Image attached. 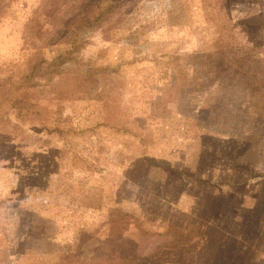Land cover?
<instances>
[{
	"label": "rangeland",
	"instance_id": "374dc122",
	"mask_svg": "<svg viewBox=\"0 0 264 264\" xmlns=\"http://www.w3.org/2000/svg\"><path fill=\"white\" fill-rule=\"evenodd\" d=\"M74 1L0 16V264H264V0Z\"/></svg>",
	"mask_w": 264,
	"mask_h": 264
},
{
	"label": "trees",
	"instance_id": "16d2710c",
	"mask_svg": "<svg viewBox=\"0 0 264 264\" xmlns=\"http://www.w3.org/2000/svg\"><path fill=\"white\" fill-rule=\"evenodd\" d=\"M9 1L10 0H0V16L3 12V8L8 6ZM74 2H77V4H79L78 1H74ZM71 3H73V2H71ZM115 6H116L115 4L108 5L104 9L99 10L94 16H86L88 14H83L81 16L78 14L77 11L73 12L71 14V16L66 17V19H64L62 16H58V15L52 16L51 19H53L52 20L53 22H52L51 26L53 27L54 30L58 29L57 31H59V32H65L70 27H71L70 29H75L77 27L76 25H78L79 23L85 24V26H87V27H89V26L90 27H92V26L98 27L105 20L108 21L106 19V17L108 15V13H110L113 10V8H115ZM60 13H58V14H60ZM43 15H45V14H43ZM39 16H41V15L37 11H34L33 17L28 20V22L25 24V27L28 29H32L33 27H36L35 26L36 25L35 19L37 20V17H39ZM30 24L34 25V26H31ZM78 48H79V46H74L72 49L76 50ZM70 52L71 51H66L64 53V55H69ZM53 60L54 61H59V60L62 61L63 59H62V56H56ZM62 63H64V61ZM38 69H39L38 66H36V67L31 66L28 76L32 77L34 75V73H36L38 71ZM46 87L48 88V91H52L53 89L55 90L53 82H49ZM48 127H51V129H48ZM57 127H58V125L56 123H54V124H52V123L48 124L47 123V124L42 126V128L45 131H47V134H51V131H53V132L57 131L58 130ZM250 156L253 157L252 155H250ZM247 158H249V157L246 156V159ZM101 160L103 161V163H106V164H110V163L114 164L115 163V161L111 157H108V156L103 157ZM80 161L86 162L85 158L82 160L80 159ZM151 163L152 162H150V164ZM164 166H167V163ZM113 178H116V175L113 176ZM213 194L214 195L212 196V198H214L215 200H211V203H210V216L208 217V218H210V223L216 224V223L221 222V227L224 228L225 226L223 225V223L225 222V219L227 218L226 215L229 213L232 216H230L231 220L228 221V224L233 220V222H235L239 225L240 218L242 217V214H245V210L247 209V202L246 203L244 202L243 205L241 206V205H238V203L236 204L235 200H232V198L234 197V194L231 195L230 200H226V199H223L222 197H220L218 195L217 191H215ZM260 198L264 199V197H260ZM233 212H235V214ZM170 213L171 212L169 211L168 214H170ZM166 217L165 216L163 217V219L166 221L165 222L166 224L164 226V229H165L164 235L168 234L170 237L169 241L166 242L167 244L165 243L166 246L175 249L179 246H183V245L188 244L190 242V240L192 239V237H195L197 235L198 230H199L198 225H197V228L193 225H189L187 227V229L181 230L178 228V226H175L171 223V220L168 216H166ZM192 222L197 224L198 220L192 219ZM78 232H79V234L82 235L86 231L85 230H79Z\"/></svg>",
	"mask_w": 264,
	"mask_h": 264
}]
</instances>
